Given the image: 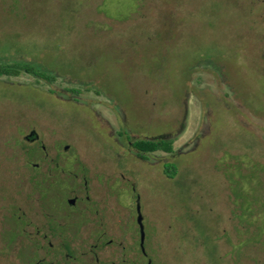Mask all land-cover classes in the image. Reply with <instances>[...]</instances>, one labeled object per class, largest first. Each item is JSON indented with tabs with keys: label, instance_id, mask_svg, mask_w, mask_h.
<instances>
[{
	"label": "rangeland",
	"instance_id": "1",
	"mask_svg": "<svg viewBox=\"0 0 264 264\" xmlns=\"http://www.w3.org/2000/svg\"><path fill=\"white\" fill-rule=\"evenodd\" d=\"M14 61L56 79L0 77V264H264V0H0ZM135 138L174 151L141 159ZM75 172L105 214L70 230V260L41 213L64 191L33 180Z\"/></svg>",
	"mask_w": 264,
	"mask_h": 264
},
{
	"label": "flooded vegetation",
	"instance_id": "2",
	"mask_svg": "<svg viewBox=\"0 0 264 264\" xmlns=\"http://www.w3.org/2000/svg\"><path fill=\"white\" fill-rule=\"evenodd\" d=\"M27 138L31 139H37L38 137L35 134H30ZM35 167H38V163H32ZM56 165H59L57 162ZM64 170V168H61ZM64 178H69L70 174H63ZM58 178V177H56ZM84 185H85V195L84 197H79L78 195L71 196L72 193H74V190L67 189L63 193L65 194L62 198V205L59 203H55L54 205L45 204L41 208L43 209L41 211L43 217H44V224L46 225V228L51 233V236L58 238V244H59V251L60 253L67 258V259H74L76 254L69 253L68 248L72 250V238L70 236V230L78 229V228H104L103 224V216L105 214V208H100V205L93 202L91 199V196L89 193V190L87 188L88 182L86 180V177L84 178ZM45 201V200H44ZM80 206L81 209L79 208ZM137 218H138V210H137ZM136 218L138 227H139V233H140V225L138 223V220ZM22 224H25V222H22ZM77 231L74 230L72 233H76ZM102 238L100 242L105 241V233H100L98 237ZM49 235L46 233L43 235L42 239L48 241V249H53V243L48 238ZM97 237V239H98ZM141 241V238H140ZM108 244H111L112 240L106 241ZM141 253L144 257H147L148 254L145 250H142L141 242H139ZM94 248L96 246H93L91 251H94ZM73 251V250H72ZM152 264L150 259H147L146 264ZM36 264H45L44 260H39ZM52 264V263H51ZM54 264V263H53Z\"/></svg>",
	"mask_w": 264,
	"mask_h": 264
},
{
	"label": "trees",
	"instance_id": "3",
	"mask_svg": "<svg viewBox=\"0 0 264 264\" xmlns=\"http://www.w3.org/2000/svg\"><path fill=\"white\" fill-rule=\"evenodd\" d=\"M22 74L32 75L33 77L36 78V80L38 81L42 80L47 84H52L56 79L55 74H53L50 71H46L31 62H26V61H14L10 63L0 62V77L2 76L17 77ZM73 91L76 93L80 92L77 89ZM173 143H174L173 138H152V139L135 138L131 142V145L134 149H136V154L139 158L147 159L148 157L147 154L154 153L157 151L172 153L174 151ZM38 148L39 147L37 146L28 148L26 152L27 153L26 158L28 160V163H31V160L34 157L35 152L38 150ZM177 171H178V166L174 162L169 161L164 163L163 173L167 177L173 178L177 174ZM41 176L33 180V185L35 189L39 190L42 198L45 200L47 195L49 194L48 191H50L51 189L59 190L60 188L61 191H66L67 189H70V185H72V182H75V178L77 177V174L76 172L71 174L68 179L67 178L49 179V175L46 173L42 174ZM62 194L63 195L61 196L63 198L65 194L64 193ZM252 210H253V203L251 204L250 208L248 207V205L244 206V208L242 209V215L254 217ZM17 219H15V221H17ZM10 233H11L10 239H12L13 236L15 235V232L12 230L10 231ZM68 252L70 254L73 253V251L70 248H68Z\"/></svg>",
	"mask_w": 264,
	"mask_h": 264
},
{
	"label": "water",
	"instance_id": "4",
	"mask_svg": "<svg viewBox=\"0 0 264 264\" xmlns=\"http://www.w3.org/2000/svg\"><path fill=\"white\" fill-rule=\"evenodd\" d=\"M137 210H138V223L140 225V238H141V247H142V250L144 251V239H145V233H144V225H143V216L141 214V211H140V207L138 206L137 207ZM150 264V263H149Z\"/></svg>",
	"mask_w": 264,
	"mask_h": 264
}]
</instances>
